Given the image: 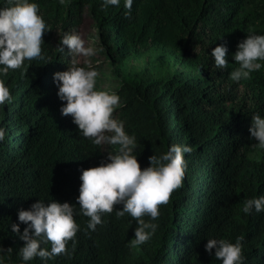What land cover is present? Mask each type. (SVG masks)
Segmentation results:
<instances>
[{
  "label": "trees",
  "instance_id": "trees-1",
  "mask_svg": "<svg viewBox=\"0 0 264 264\" xmlns=\"http://www.w3.org/2000/svg\"><path fill=\"white\" fill-rule=\"evenodd\" d=\"M50 30L45 31L43 59L10 70L6 85L12 102L0 106V246L4 264H19L22 241L11 230L18 210L39 199L77 203L81 170L98 166L117 146L94 145L81 135L72 116L63 115L54 74L65 71L71 56L59 51L61 36L73 32L89 14L121 100L114 116L137 138L141 168L149 157L172 144L191 145L185 154L183 184L162 204L156 232L145 244L131 246L136 220L125 214L102 215L95 231L88 217L77 215L79 230L48 264H221L211 237H243L244 264H264V211L245 214L246 198L264 195V150L249 131L252 116H264V61L250 79L233 81V54L249 33L264 34V0H133L126 17L120 6L103 0H35ZM6 0H0L5 6ZM228 48V67L218 69L212 50ZM144 57L165 67L160 75H141L130 64ZM102 63L93 66L100 69ZM77 207H79L77 205ZM117 208H122L117 205ZM147 221L150 218L144 217ZM51 248V245H45ZM28 264H43L39 257Z\"/></svg>",
  "mask_w": 264,
  "mask_h": 264
},
{
  "label": "clouds",
  "instance_id": "clouds-1",
  "mask_svg": "<svg viewBox=\"0 0 264 264\" xmlns=\"http://www.w3.org/2000/svg\"><path fill=\"white\" fill-rule=\"evenodd\" d=\"M61 4L66 0H60ZM121 0H103L101 7H119ZM133 0H124L125 16H131ZM50 30L39 14V5L35 0H6L0 6V106L12 102V95L6 85L10 70L20 69L24 62L43 59L42 44L45 31ZM71 56L70 65L65 71L54 74L58 87L63 115H71L78 125L81 135L89 138L94 145L117 146L108 151V156L98 166L81 170L79 196L77 203L60 202L51 199L45 202L39 199L30 208L18 210V220L26 225L21 233L20 224L12 223L11 230L19 235L24 245L19 250V264H28L39 257L43 264L58 255H71L67 245L72 241L75 248V236L79 230L77 215L88 217L87 228L95 231L102 224V215L116 209L117 217L130 214L137 222L131 246L145 244L156 232L155 221L160 216L159 206L167 204L174 190L183 184L188 167L185 154L193 148L187 144H172L167 151L149 157L150 166L141 168L136 153L137 138L125 129V122L114 116L120 103L116 91L98 90L96 87V67L92 57L99 49L77 32H65L61 36L59 51ZM211 55L215 58L218 69L228 67V48L218 45ZM238 67L230 72V79L241 81L250 79L251 73L261 68L259 61H264V34L249 33L239 42L233 54ZM83 58V65H81ZM251 136L258 143V150H264V116L255 114L249 129ZM6 129L0 127V142L5 139ZM77 205L79 207H77ZM121 205L122 208H117ZM242 211L251 214L264 211V195L246 198ZM144 217H149L145 220ZM243 237L230 239L211 237L207 239L205 250L221 264H244ZM51 245V248L45 245ZM0 246V254L10 253ZM0 264H4L0 255Z\"/></svg>",
  "mask_w": 264,
  "mask_h": 264
},
{
  "label": "rangeland",
  "instance_id": "rangeland-1",
  "mask_svg": "<svg viewBox=\"0 0 264 264\" xmlns=\"http://www.w3.org/2000/svg\"><path fill=\"white\" fill-rule=\"evenodd\" d=\"M81 34L86 40L92 42L97 48L98 39H97V31L95 27V23L93 19L90 17L89 14H85L79 24V26L73 31ZM147 58L151 57H144L137 60H131L130 64L133 68L137 70V72L141 75H160L164 73L165 67L159 65L157 62V65L155 64L152 66L149 61H147ZM92 62L94 63H102L100 66V69L98 70L99 75L97 76L96 80V87L98 90H109L112 91L115 87V82L110 76L108 66L105 63V57L104 55L100 54L99 51L96 56L92 57ZM81 65H83V58H81ZM103 150H106L109 148V145H102Z\"/></svg>",
  "mask_w": 264,
  "mask_h": 264
}]
</instances>
